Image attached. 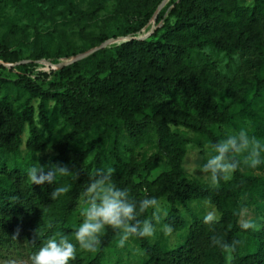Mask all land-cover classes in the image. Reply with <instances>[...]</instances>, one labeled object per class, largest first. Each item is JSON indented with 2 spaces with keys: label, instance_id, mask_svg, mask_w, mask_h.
I'll use <instances>...</instances> for the list:
<instances>
[{
  "label": "trees",
  "instance_id": "trees-1",
  "mask_svg": "<svg viewBox=\"0 0 264 264\" xmlns=\"http://www.w3.org/2000/svg\"><path fill=\"white\" fill-rule=\"evenodd\" d=\"M133 1L142 3L145 20L126 36L140 33L163 0ZM13 7L23 11L22 0H0L2 11ZM161 20L162 27L149 39L121 45L105 77L85 75L97 55L89 57L84 71L78 63L37 79L30 71L33 64L18 66L16 80L0 66V248L23 243L35 253L41 246L35 241L40 220L58 210L65 223L70 220L89 174L101 167L112 169L114 182L136 199L166 201L168 223L177 233L185 226L180 207L208 191L185 172L188 146L205 142L211 148L226 130L241 128L264 144V0H177ZM7 29L8 41L26 36L18 24ZM47 37L57 43L55 48L43 44L34 62L77 55L64 52L61 34ZM3 59L16 62L10 56ZM145 150L156 152L142 156ZM48 151L55 153L51 160L44 156ZM163 157L169 170L150 181L146 175ZM37 163L67 166L73 173L57 180L67 193L52 200L54 185H32L27 171ZM256 171H264V164H242L231 180L220 179L219 187L208 191L220 218L195 219L180 247L164 250L134 237L146 253L144 264H264V221L257 234L241 223L242 213L251 208L264 219V176ZM119 237L107 228L100 252L89 264H104L105 250ZM244 238L252 240L245 255ZM233 242L235 251L228 259L223 245Z\"/></svg>",
  "mask_w": 264,
  "mask_h": 264
},
{
  "label": "rangeland",
  "instance_id": "rangeland-1",
  "mask_svg": "<svg viewBox=\"0 0 264 264\" xmlns=\"http://www.w3.org/2000/svg\"><path fill=\"white\" fill-rule=\"evenodd\" d=\"M177 0H163L157 9L160 7L159 15L156 22V27H162L163 21L158 22L159 17L166 19L171 13L174 3ZM245 4H250V0H244ZM22 10L15 7L6 11L0 9V62L14 67L7 71H2L3 74L16 80L19 74L16 68L21 64L34 66L30 68L32 77L37 79L44 74H52L59 71V65L73 60L81 55L101 47L103 39L115 40L114 43L108 47L97 51L96 63L91 68L90 73H86L87 77L100 73L102 77L108 74V68L112 60L125 41L129 37H138L145 35L152 30L153 19L148 23L140 33L137 35L126 36V32L134 27H140L145 20L144 9L142 3L133 0H22ZM143 11V14L141 13ZM11 24H18L22 30H25L26 36L17 43L8 41V29ZM152 26V27H151ZM58 33L62 35V41L66 44L64 52L77 53L76 56L64 58L60 60L43 59L40 61H33V55L40 50L43 44L55 48L53 45L56 42H50L48 34ZM14 38V37H11ZM61 41V42H62ZM106 41V42H107ZM57 44V43H56ZM10 56L16 59V62H5L4 57ZM89 58L84 59L80 63V70L86 66ZM75 63V64H78ZM226 63V62H225ZM73 64V65H75ZM71 65V66H73ZM239 65V59L234 64L233 68ZM5 67V66H3ZM6 68V67H5ZM85 70V69H84ZM83 70V71H84ZM38 105L36 104V107ZM172 129L180 134H185L191 139H195L192 132L184 128ZM28 135H25V140ZM155 150L142 151V156L150 157ZM211 154V148L205 142L201 145L191 143L188 146V152L184 163V169L190 179L200 181L204 184L207 190H212L219 187V182L213 184L209 175L203 171V164L206 162L208 156ZM26 156V150H22V158ZM44 156L47 160H51L55 153L48 151ZM169 167L165 157L162 158L158 168L150 175H146L150 181L155 180L161 174L167 172ZM257 175L264 176V171H256ZM145 176V174L143 175ZM233 174L226 180L229 181ZM196 200L192 201L185 207H180L181 215L184 219L185 226L177 233L165 235L161 230V226L157 225V231L153 237H148L151 245H159L164 250H171L180 247L186 240L189 232V227L195 219L205 218L211 214L213 220H218L220 215L216 207L211 203L209 192ZM161 206L167 215L162 219L161 224L168 223L169 206L166 201H161ZM85 207L83 198L79 202L78 210L73 217L65 223L63 212L58 210L54 214L44 216L39 223L35 233V241L38 244H43L46 240L61 233L67 235L74 240V229L82 221L81 213ZM58 206L57 209H59ZM152 215V214H151ZM151 218V216H150ZM264 219L260 218V211L257 208L245 210L242 213L241 223H249L255 234L261 229ZM70 230V231H68ZM120 238V237H119ZM119 238L105 250L104 264H144L146 261V253L142 249L140 241L136 238H130L125 247H118ZM252 244L250 238H244L242 254L248 252L249 246ZM78 247V246H77ZM100 252L95 253L79 250L76 259L72 264H89ZM34 253L29 250L25 244L17 243L10 247L0 248V264H31V256Z\"/></svg>",
  "mask_w": 264,
  "mask_h": 264
},
{
  "label": "clouds",
  "instance_id": "clouds-1",
  "mask_svg": "<svg viewBox=\"0 0 264 264\" xmlns=\"http://www.w3.org/2000/svg\"><path fill=\"white\" fill-rule=\"evenodd\" d=\"M264 144L255 138H250L248 130H226L224 138L211 145V154L203 164V171L209 175L213 184L220 179L227 180L241 165L251 168L264 164ZM73 172L67 166L32 165L27 171L28 180L32 185H54L50 193L52 200H56L68 188L57 184L61 176L71 175ZM85 207L81 213L82 221L74 229V240L67 235L56 233L49 237L31 256V264H72L79 250L95 253L101 245V236L107 228L120 234L118 247H125L130 238L153 237L160 230L169 235L173 228L170 224H161L167 215L163 211L161 202L154 196H144L142 199L133 197L127 188L118 186L112 176V169L97 168L89 174L88 182L82 193ZM151 210V218L141 219L144 213ZM213 220L211 214L205 217V222ZM245 229L252 227L245 223ZM78 246V247H77ZM236 242L224 244L223 250L229 253L235 251Z\"/></svg>",
  "mask_w": 264,
  "mask_h": 264
},
{
  "label": "water",
  "instance_id": "water-1",
  "mask_svg": "<svg viewBox=\"0 0 264 264\" xmlns=\"http://www.w3.org/2000/svg\"><path fill=\"white\" fill-rule=\"evenodd\" d=\"M160 10H162V7H160L159 11ZM159 11L156 12V14H155V16L153 18V27H152V30L149 33H147L145 35H139L138 37H129L125 41H123V43L132 42V41H145V40L149 39L155 33V31L160 28V27H158V28L156 27V22H157V18H158V15H159ZM114 42H115V40H109V41L105 42L101 47H99L97 49H94V50L88 52L87 54L81 55V56H79V57H77V58H75L73 60L64 62V63L59 65V69L62 70L64 68L69 67V66H71V65H73L75 63H78V62H80V61H82L84 59H87V58L91 57L92 55H94L97 51L108 47L109 45H111ZM0 66H5L8 69L14 67L12 65H6V64L1 63V62H0Z\"/></svg>",
  "mask_w": 264,
  "mask_h": 264
}]
</instances>
